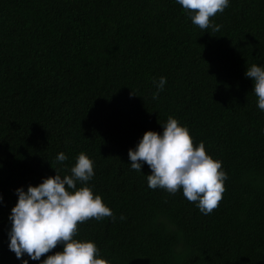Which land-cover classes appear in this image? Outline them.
<instances>
[{"label":"trees","instance_id":"obj_1","mask_svg":"<svg viewBox=\"0 0 264 264\" xmlns=\"http://www.w3.org/2000/svg\"><path fill=\"white\" fill-rule=\"evenodd\" d=\"M211 20L219 31L176 0H0V264H22L8 237L16 189L68 173L81 151L116 218L76 238L112 264H264V111L245 75L264 64V0H230ZM169 116L228 173L210 214L148 187L146 162L131 168L129 149Z\"/></svg>","mask_w":264,"mask_h":264},{"label":"clouds","instance_id":"obj_2","mask_svg":"<svg viewBox=\"0 0 264 264\" xmlns=\"http://www.w3.org/2000/svg\"><path fill=\"white\" fill-rule=\"evenodd\" d=\"M176 2L193 24L201 29L212 27L214 31H219L220 26L214 25L211 18L230 4V0ZM245 75L253 79L257 107L264 111V64L247 66ZM153 83L156 87L153 99H158L167 78L161 76ZM162 126V132L145 131L136 146L129 149L131 168L142 172L146 162L151 169L148 187L163 188L170 194L182 189L187 200L195 202L203 214H210L219 206L226 190L228 173L222 161L208 153L204 141L194 145L189 126L181 124L176 117L169 116ZM55 159L62 165L68 156L61 151ZM54 169L55 175L45 177L39 184H29L27 190L23 186L16 189L18 200L9 215V249L22 264H29V259L40 264H112L101 256L94 240L76 238L78 224L91 218H116L101 194L94 193V185L88 183L95 175L94 159L81 151L68 173L62 175L60 168ZM0 201H3L2 195ZM120 219L126 217L121 215ZM58 244L63 245L61 251L41 260L42 255ZM25 254L28 259L23 258Z\"/></svg>","mask_w":264,"mask_h":264}]
</instances>
